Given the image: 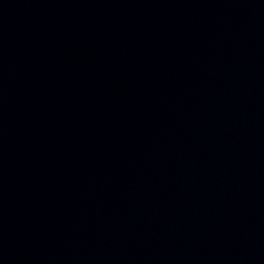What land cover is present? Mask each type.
Wrapping results in <instances>:
<instances>
[{"label":"water","instance_id":"obj_1","mask_svg":"<svg viewBox=\"0 0 264 264\" xmlns=\"http://www.w3.org/2000/svg\"><path fill=\"white\" fill-rule=\"evenodd\" d=\"M264 50V0H0V199L93 161Z\"/></svg>","mask_w":264,"mask_h":264}]
</instances>
